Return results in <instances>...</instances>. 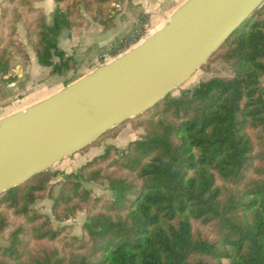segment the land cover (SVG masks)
Here are the masks:
<instances>
[{"label": "trees", "instance_id": "1", "mask_svg": "<svg viewBox=\"0 0 264 264\" xmlns=\"http://www.w3.org/2000/svg\"><path fill=\"white\" fill-rule=\"evenodd\" d=\"M38 1L0 0V83L12 78L4 76L15 55L27 58L18 22L49 73L74 67ZM53 1L56 23L71 30L82 10L102 20L114 0ZM211 57L233 76L168 94L103 134L115 137L126 123L144 132L64 173L51 214L32 204L49 193L52 169L0 193V264H264V4ZM79 210L78 236L64 221Z\"/></svg>", "mask_w": 264, "mask_h": 264}, {"label": "water", "instance_id": "2", "mask_svg": "<svg viewBox=\"0 0 264 264\" xmlns=\"http://www.w3.org/2000/svg\"><path fill=\"white\" fill-rule=\"evenodd\" d=\"M264 0H184L158 27L48 96L0 117V193L179 89Z\"/></svg>", "mask_w": 264, "mask_h": 264}, {"label": "crops", "instance_id": "3", "mask_svg": "<svg viewBox=\"0 0 264 264\" xmlns=\"http://www.w3.org/2000/svg\"><path fill=\"white\" fill-rule=\"evenodd\" d=\"M184 0H114L109 15L102 20L85 18L79 28L67 30L55 20V3L42 0L47 22L55 29L53 38L59 47L71 54L74 67L64 75L51 74L40 64L33 48L21 40L27 58L15 57V67L8 81L0 83V117L28 106L71 81L90 72L113 56L121 40L137 20H145L158 27ZM28 43V42H27ZM111 49H114L111 51ZM70 81V82H71Z\"/></svg>", "mask_w": 264, "mask_h": 264}, {"label": "rangeland", "instance_id": "4", "mask_svg": "<svg viewBox=\"0 0 264 264\" xmlns=\"http://www.w3.org/2000/svg\"><path fill=\"white\" fill-rule=\"evenodd\" d=\"M41 1L36 2L35 5L42 7L40 5ZM81 13L84 17V22H85L86 17L91 18L90 15L86 13L84 10H82ZM140 21L147 23L149 27L148 31L146 30L142 31L141 33L142 36L151 32L153 27H151L148 21L137 20L132 26L131 30L128 32V35L135 28V24ZM4 31L7 32L5 29ZM16 35L20 42L21 40H23V42H26L25 46L29 45L32 48V45L27 40L26 31H25V28L22 22L16 23ZM21 46H22V43H21ZM117 46L118 48L121 49L125 47L126 45L120 44ZM22 48L25 50L23 46ZM113 50L114 49H111V51ZM16 56H21V55H15L14 60ZM213 76L222 77V78H230L233 76V70L231 66L229 65V63H227L223 59L218 58V57H210L199 69L196 70V72L189 78L187 82H185L179 89L172 92V94L176 95L180 93L181 90L192 88L196 86L199 82L207 80ZM143 133L144 132H143L142 127H138L134 129L132 128L130 123H126L125 125L122 126L121 130L115 137H112L109 135H102L100 138H98L92 144L88 145L86 148L80 150L79 152L69 157L64 158L62 161H60L59 163H57L56 165L50 168L52 169V171L54 172L56 171L57 174H55L48 183L49 190H50L49 193L45 197L40 198L37 201H35L32 204V207L40 212L51 214V205L53 203L54 198L56 197L58 193L59 186L62 181V176L64 173H68L70 171H74L78 169L82 164L90 160L93 156L102 153L105 147L108 145H115L117 148L123 149L129 141L141 138ZM83 184L86 188L90 189L91 193L95 196H105L107 198L112 196V191L108 189L105 184H98L94 182H83ZM11 218L14 221H17V219L13 218L12 216ZM51 219L53 223L56 224L52 216H51ZM84 220H85V211L79 210L76 212V214L73 217H70L67 220H65L64 223L69 224L71 226V229H70L71 234L79 236L81 234V225L84 222ZM0 244L2 245L6 244V241L2 239L1 237H0Z\"/></svg>", "mask_w": 264, "mask_h": 264}, {"label": "built area", "instance_id": "5", "mask_svg": "<svg viewBox=\"0 0 264 264\" xmlns=\"http://www.w3.org/2000/svg\"><path fill=\"white\" fill-rule=\"evenodd\" d=\"M145 30L146 31L149 30V27H148V24L147 23H144L142 21L136 23L135 24V28L131 31V33L126 38H124L123 40H121L119 42L118 45H120V44H123L124 45L125 44L126 46L123 47V48H121L118 52H120L121 50H123L127 46L131 45L136 40H138L142 36V34H141L142 31H145Z\"/></svg>", "mask_w": 264, "mask_h": 264}]
</instances>
